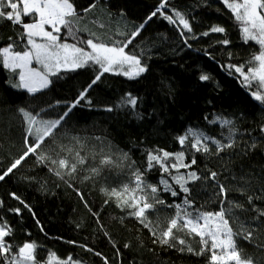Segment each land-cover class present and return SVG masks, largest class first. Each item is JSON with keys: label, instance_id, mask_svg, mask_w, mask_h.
Returning <instances> with one entry per match:
<instances>
[{"label": "trees", "instance_id": "16d2710c", "mask_svg": "<svg viewBox=\"0 0 264 264\" xmlns=\"http://www.w3.org/2000/svg\"><path fill=\"white\" fill-rule=\"evenodd\" d=\"M72 2L80 16L75 28L82 39L101 33L102 42L119 45L139 31L125 51L138 57L146 71L134 79L104 73L93 84L99 69L89 66L50 77L48 88L32 95L15 89L11 82L16 74L0 66V175L35 143L20 109L33 115L39 112L38 118L44 120L63 117L54 137L45 138L38 154L57 160L66 157L70 162L76 152L87 158L75 173L68 174L30 153L4 175L0 225L11 229L5 237L11 252L34 243L35 264H47L52 254L61 262L71 257L68 264H209L208 251L196 254L201 251L199 237L186 231L174 230L175 239L169 244L159 242L175 205L187 207L186 197L190 212H214L221 205L231 208L226 217H238V221L229 219V224L240 233L234 240L242 259L264 264V216L260 215L264 212V104L231 67L244 66L247 73L259 47L243 41L238 22L222 0ZM177 12L188 21L190 32L178 20L173 24L165 18L176 19ZM22 19L31 22L28 17ZM214 27L224 32L211 31ZM22 34L20 25L0 18V48L11 44L14 51H23ZM68 42L74 41L69 38ZM201 75L208 79L201 80ZM85 89V99L68 111ZM129 94L137 101L134 108L121 104ZM219 120L231 124L221 126ZM190 129L210 138L208 153L192 149L191 137L180 145L178 138ZM229 138L233 146L218 152L212 140L227 144ZM160 150L184 152L185 163L196 160L190 169L180 170L201 177L186 185L188 193L181 192L159 166L148 168L149 153ZM105 156L111 157V165L100 164ZM134 171L143 173L147 184L157 186L158 198L165 201L146 213L149 227L131 215L133 209L118 207L116 198L106 194V190L131 185ZM211 172L217 174L214 180L209 178ZM161 179L172 184L178 195L163 191ZM248 232L250 240L244 238ZM0 264L6 262L0 258Z\"/></svg>", "mask_w": 264, "mask_h": 264}, {"label": "snow or ice", "instance_id": "6c2138e0", "mask_svg": "<svg viewBox=\"0 0 264 264\" xmlns=\"http://www.w3.org/2000/svg\"><path fill=\"white\" fill-rule=\"evenodd\" d=\"M226 8L233 14L235 21L239 24L242 39L245 43L253 42L254 46L259 47L258 54H255L248 62V71H244V66H231L235 71L243 77V80L250 87H253V97L264 104V0H222ZM94 8L95 4L90 5ZM164 4L160 5L162 9ZM152 15H156L155 12ZM176 19L165 17L171 23L183 25L184 29L191 31L188 21L179 13ZM22 17H28L31 22L24 23ZM0 18H4L14 25H20L23 29L22 39L25 41L23 51H14L10 44L0 48V66L11 73L16 74L18 82L12 86L15 88L26 90L27 93L35 95L42 92L52 83L50 77L58 76L61 72L76 71L89 66H98L99 72L92 81L95 84L104 73H114L117 75H125L129 79H134L146 71L141 65L140 59L135 55H131L125 51L128 44L132 42L139 31L131 34V37L117 45L116 43H104L101 39L92 33L93 38L82 39L77 35L79 29L75 28L76 21L80 18L72 0H0ZM151 19V16L149 17ZM50 29V30H49ZM64 30L65 40H61L60 33ZM213 32H224L222 27H214ZM183 34V33H182ZM205 33L204 35H207ZM74 42H68V39ZM11 39V38H10ZM225 44L228 41H224ZM82 45V46H81ZM36 67H33V65ZM201 80H207V75H201ZM91 87V85H89ZM87 89L82 92L78 99L71 104L68 111L85 99ZM90 103V101H89ZM136 99L127 96L121 101L122 105L136 106ZM112 109H108L111 111ZM28 123V135L33 136L35 143L29 145L24 156L16 159L7 169L4 175L10 173L19 166L23 159L30 153H37V149L41 147L45 138L54 137V130L60 125L63 117L56 120H44L39 117V112L33 115L24 109L19 110ZM67 115V112L64 113ZM216 123L217 121H212ZM221 126L231 124L229 120H219ZM191 137L190 147L197 152L208 153L210 151L206 141L209 137L204 136L194 130H189L184 136L178 138L181 146ZM222 144L218 140H212L216 145L217 151H224L231 148L233 143ZM71 153V149H68ZM41 162L50 160L52 165L57 169H64L68 174L75 173L78 165L87 162V158L75 153L73 160L70 162L68 158L52 159L44 155L38 154ZM126 158V156H125ZM171 163H168V161ZM148 168L159 166L162 173H167L176 185H179L180 191L188 193L189 188L186 185L189 182L200 180L201 177L194 171L181 173V169H190L196 163L192 159L190 163H185L184 152L169 153L160 150L156 154L149 153L147 157ZM113 163L111 157L105 156L100 160V164L111 165ZM97 172L96 168L92 169ZM173 171L176 173L173 175ZM55 174L61 176L59 170ZM4 175H0V180L4 179ZM133 180L131 185H122L119 190H106V194L115 197L118 201V207H127L133 209L131 215L145 227H149L151 221L146 213L154 210L156 204H165V201L158 198L159 189L157 186L147 184L143 180V173L139 171L133 172ZM216 173H210V179L216 178ZM62 178V177H61ZM164 185L163 191L170 192L173 197L178 195L172 184L167 180L161 179ZM220 194L226 199L227 192L223 185L219 186ZM252 197H248L251 203ZM184 207L180 204L175 205L174 216L168 221L167 228L159 234V242L169 244L170 239H175L174 230L186 231L189 235L199 237L201 251L196 254H202L204 251L210 253L209 264H250L249 260L242 259L241 253L237 250L234 236H238L239 232H234L229 224V219L238 221V217H226V211L231 212V208L225 209L222 205L218 211L214 212H190L188 209L192 207L191 203L185 197ZM168 207H172L168 205ZM19 212V209H16ZM264 216V212L260 213ZM241 229L243 225L241 224ZM151 231V228H150ZM11 229L0 225V258L6 264H35V248L34 243H25L18 247L16 253H12V245L5 241ZM152 235L157 233L152 231ZM251 232L244 237L251 239ZM179 244L183 245L185 241L180 239ZM193 251L191 247L187 249ZM56 260L54 254L49 258L47 264H52ZM71 257L67 261L61 262L56 260V264H68Z\"/></svg>", "mask_w": 264, "mask_h": 264}, {"label": "rangeland", "instance_id": "374dc122", "mask_svg": "<svg viewBox=\"0 0 264 264\" xmlns=\"http://www.w3.org/2000/svg\"><path fill=\"white\" fill-rule=\"evenodd\" d=\"M50 30V29H49ZM64 35H65V33H64V30L62 29V31H61V33H60V36H61V40L63 41L64 39H63V37H64ZM96 36H98L99 38H105V36H104V34H101V33H98V34H96ZM82 46V45H81ZM138 58V57H137ZM33 67H36V65L34 64L33 65ZM110 74H111V72H109ZM16 82H18V77L15 79V80H13L12 82H11V84L13 85L14 83H16ZM15 88V87H14ZM15 89H19V88H15ZM23 90V89H22ZM231 263H234V262H229V264H231Z\"/></svg>", "mask_w": 264, "mask_h": 264}]
</instances>
